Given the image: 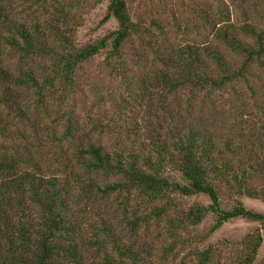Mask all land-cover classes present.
<instances>
[{
  "label": "trees",
  "instance_id": "obj_1",
  "mask_svg": "<svg viewBox=\"0 0 264 264\" xmlns=\"http://www.w3.org/2000/svg\"><path fill=\"white\" fill-rule=\"evenodd\" d=\"M66 1L0 0V264H137L138 255L130 241L120 242L103 217L97 222L84 216L85 207L92 210L98 192L102 197L121 192L124 204L128 198L134 199L141 206L149 205L154 216L175 207L174 193L203 194L210 201L207 206L194 203L169 222L196 225L211 212L214 223L210 229L236 217L255 221L264 228V214L246 208L238 198L264 201V104L260 111L262 125L253 128L246 144L228 138L221 142L216 133V115L205 117L200 111L166 127L146 126L142 142L139 136L136 139L138 152L125 156L107 152L90 140L82 141L88 135L74 133L76 129L68 121L58 140H73L75 145L69 158H59V173L55 176L31 157L32 144H27L22 129L29 127L27 116L17 95L18 88L32 87L40 101L47 96L44 91L53 93L51 89L57 83L61 91L71 89L77 68L105 49L115 69H125V57L138 65L144 57L123 52L131 34H137L139 41L149 46L147 51L153 58L150 62L159 65L138 80L140 91L149 102L156 103V108L163 107L165 97L182 90L191 97L201 93V98L208 99L236 83H246L253 97L254 88L248 79L252 77V66L264 71V17L261 24H235L220 0H209L205 5L188 0L187 9L206 34L201 41L157 48L153 37L149 36L151 41L142 38L147 31L132 18V0H106L104 21L112 17L116 28L92 42L75 45L73 28L68 25L74 18L66 11ZM6 55L15 56L16 75L4 64ZM231 57L236 59L232 61ZM34 60L47 61L48 67L39 69V77L22 66ZM151 90L156 94L151 95ZM7 110L22 120L19 127L10 123V114L4 112ZM165 112L171 110L165 108ZM14 137L23 139V143L4 145ZM166 168L176 170L181 182L169 179L164 174ZM96 175L115 180L100 186ZM230 196L233 204L222 208L221 199ZM78 215L96 229L89 240L77 234ZM128 224L131 229L137 225L136 221ZM261 242L258 227L243 235L232 264H253ZM108 243L117 253L116 258L106 251ZM87 245L94 254L90 260L85 258ZM198 258L205 262L207 251H199Z\"/></svg>",
  "mask_w": 264,
  "mask_h": 264
},
{
  "label": "rangeland",
  "instance_id": "obj_2",
  "mask_svg": "<svg viewBox=\"0 0 264 264\" xmlns=\"http://www.w3.org/2000/svg\"><path fill=\"white\" fill-rule=\"evenodd\" d=\"M188 0H132L131 15L135 22L145 28L147 34L142 35L144 40L153 37L154 47L170 48L182 46L187 42L201 41L203 33L200 22L192 11L186 7ZM194 2L207 4L209 0H193ZM67 12L74 19L68 22L73 28V41L75 45H83L100 38L105 33L116 28V21L109 17L104 21L106 0H69ZM223 8L228 11L230 20L235 24L245 21L263 22L264 0H220ZM217 13V11H216ZM259 25V24H257ZM260 26V25H259ZM150 36V37H149ZM149 46L139 41L137 34H131L123 49L125 55H138L144 57L138 65H133L125 57V69H115L106 58L107 49L100 51L93 59L81 64L77 68L75 84L71 89L61 91L60 84H55L53 93L38 101L33 88L22 86L17 89L19 103L26 117V124L22 127L27 136V144L31 155L43 170H48L57 176L59 173V158L70 156L74 145L73 140L66 142L58 138L63 133L65 125L70 121L76 130L74 133L86 134L90 140L99 144L107 152H117L126 155L138 152L136 139L145 134L147 127H166L181 122L182 119L194 117L202 111L205 117L211 113L216 115V133L221 138H228L233 143L239 141L247 143V139L253 133V128L261 126V106L264 104V71L252 66V77L248 83L254 88V96L249 94L246 83L227 85L215 95L206 99L191 97L187 90L165 97L163 107L156 108L155 102H149L147 96L140 91L139 79L147 74L157 63L153 65V59L149 52ZM219 50L224 51L220 47ZM232 58V57H231ZM230 60H235L236 57ZM3 62L8 65L12 74L16 75L17 68L15 56H3ZM47 61L34 60L30 65L22 66L30 68L37 76L40 68H47ZM45 64V66H44ZM39 77V76H38ZM151 95H155L150 91ZM204 102V103H203ZM173 103V104H172ZM214 107H211V104ZM165 108L171 110L166 114ZM203 108V109H201ZM11 124L19 127L21 119L9 110ZM247 113L248 115H246ZM173 116V121L171 117ZM155 123L158 125L153 126ZM153 124V125H152ZM11 127V126H10ZM34 128L35 132L31 129ZM163 132L162 130H159ZM77 137L75 136L74 139ZM1 139V138H0ZM4 145H10L21 141L13 138ZM221 145V144H220ZM222 146V145H221ZM59 166V167H57ZM164 174L169 179L181 182L176 170L166 168ZM47 172V171H46ZM100 186L112 183L113 177L96 175ZM257 182V181H256ZM96 202L91 211L85 207V215L90 221L97 220L101 216L110 225L111 231L120 242H131L133 252L138 255L137 264H232L237 256L238 241L246 233H251L259 228L262 237L261 245L253 264H264V228L257 222L236 217L222 223L216 229H210L214 223V214L207 212L205 217L196 225H175L169 221L185 211L194 203L207 206L209 199L203 194L180 196L172 194L175 207L159 216L149 212L150 206H141L134 199L128 198L124 204L125 196L121 192H112L102 197L96 193ZM246 208L264 214V201L248 197H238ZM233 199L223 197L221 207L229 208ZM93 205V204H92ZM140 216L134 220L133 217ZM78 236L84 240L91 239L96 231L87 223V219L77 216ZM136 221L137 225L130 228L128 222ZM82 246V245H81ZM106 245V251L113 258L118 255L111 247ZM85 258L90 260L94 254L91 246L87 245ZM207 251V260L199 262L198 252ZM99 258V256H97Z\"/></svg>",
  "mask_w": 264,
  "mask_h": 264
}]
</instances>
